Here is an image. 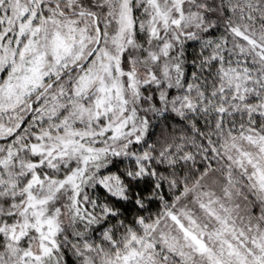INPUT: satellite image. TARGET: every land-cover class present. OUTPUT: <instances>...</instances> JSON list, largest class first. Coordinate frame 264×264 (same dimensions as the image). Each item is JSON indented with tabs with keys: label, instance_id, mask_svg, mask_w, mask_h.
I'll return each mask as SVG.
<instances>
[{
	"label": "clouds",
	"instance_id": "9594fccd",
	"mask_svg": "<svg viewBox=\"0 0 264 264\" xmlns=\"http://www.w3.org/2000/svg\"><path fill=\"white\" fill-rule=\"evenodd\" d=\"M0 264H264V0H0Z\"/></svg>",
	"mask_w": 264,
	"mask_h": 264
}]
</instances>
